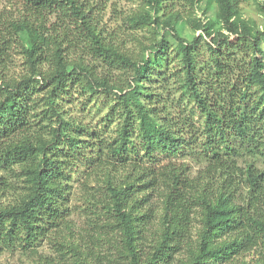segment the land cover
<instances>
[{
	"label": "trees",
	"instance_id": "obj_1",
	"mask_svg": "<svg viewBox=\"0 0 264 264\" xmlns=\"http://www.w3.org/2000/svg\"><path fill=\"white\" fill-rule=\"evenodd\" d=\"M18 1L16 15L0 10V256L247 264L236 259L264 249V30L241 18L238 1L136 0L125 28L152 34L138 57L103 35L93 11L104 0ZM256 6L264 18V0ZM179 26L198 35L188 41ZM79 36L92 62L85 50L74 57ZM14 45L26 67L17 78L9 76ZM75 88L110 102L112 138L69 116L64 104ZM78 163L88 167L79 212L87 228L76 238L66 184ZM43 243L54 256L37 252Z\"/></svg>",
	"mask_w": 264,
	"mask_h": 264
},
{
	"label": "rangeland",
	"instance_id": "obj_2",
	"mask_svg": "<svg viewBox=\"0 0 264 264\" xmlns=\"http://www.w3.org/2000/svg\"><path fill=\"white\" fill-rule=\"evenodd\" d=\"M239 5V13L241 18H244L248 21H251L255 23L259 29L264 30V18L259 13L257 6H256V0H237ZM262 1V0H259ZM12 2V3H11ZM0 0V10L4 9L8 11L11 14L16 15L18 10H22V4L18 0ZM103 5L99 7V10L95 9L93 12L100 15V25L103 28L104 32L103 35L107 36V39L109 41H113L114 45L118 46L122 52L131 54L132 56L138 57L140 53V49L143 47L144 44L148 43L150 40L152 34L148 30H128L125 27V19L127 16H131L135 14L140 7V3L136 0H104L102 1ZM104 6V7H103ZM181 10L184 11V7H180ZM103 9V11H102ZM96 15V14H94ZM208 16L212 18L214 16V12L210 11L208 13ZM181 35L185 37L188 41L192 40L194 36H197L198 33L194 35L192 30L188 26H179L178 27ZM115 31H118V34L115 35ZM132 33V34H131ZM167 38L170 43H174V40L167 35ZM84 40L81 36H79V41H77L78 48L75 50V53L73 54L74 57H81V50H85L84 55L82 57L84 58V61L92 62V57L86 53L87 49H84L83 42ZM261 46L264 50V39L262 40ZM88 52V51H87ZM12 54V63H11V69L9 71V76H13V78H17L18 76L22 75L23 73H26V67L24 66V61L22 58V55L20 54L19 48L17 45H14L13 50L11 52ZM201 62L202 69V76L210 79V73L209 68L207 65V68L204 63H207V56L202 55L199 57ZM116 75V73H115ZM117 75L120 76V73H117ZM118 77V76H117ZM212 79V78H211ZM73 90V91H72ZM71 96L67 99V103L64 104L65 108L69 109L68 112L70 113L69 116L73 117L77 121H80L82 124H85L86 126L90 127L91 129L96 130L97 132H100L102 136H105V138L109 139L114 136L115 132V126L117 121V117H111L109 120L106 119L107 115V108L110 104L107 99L103 97L99 98H93L89 100L87 97H84L81 95V93L78 91V89H72ZM40 94V93H39ZM38 96V95H37ZM35 98V96L33 97ZM37 98V97H36ZM36 104L39 106L41 103H39L38 99ZM37 105V106H38ZM112 116V114L110 115ZM191 172H195L197 170V166L193 163L189 164ZM69 170L67 171V186L68 189V208H69V220L72 221V235H76L77 238L80 234L81 230L86 229L85 226V217L79 213L81 208L83 207L82 202L80 201V198L84 195L85 191L83 189V186L81 182H83V178L86 175L87 172V166L82 165L80 163L77 164V166H69ZM0 174H4L2 171H0ZM99 178H101V175L98 176H91L90 179L87 181V183L92 186L91 188H95L96 182H99ZM98 180V181H97ZM12 192L7 191L4 194V197L1 199L2 202L8 201L11 198ZM159 227V218L156 217L152 223L148 227V231L150 233H153L156 231V228ZM200 227V220L198 216H195V218L192 220V236L193 238H196V232L197 229ZM148 233V232H147ZM90 246L94 245L93 248L99 250L101 253H108L107 247L102 242L95 243L94 240H91L88 242ZM92 244V245H91ZM37 252L42 255H52L54 256L52 250L48 248V246L43 243L42 246H40L37 249ZM114 255V254H113ZM115 256V255H114ZM38 259V257H35ZM34 258V260H35ZM182 259V257H180ZM32 260L26 256L23 255L19 250H13L3 253L0 256V264H29ZM240 261H244L247 264H264V249L263 247H260V249L256 252L253 250L250 253H244L238 256L236 259V262L239 263ZM34 262V261H33ZM85 262H90L88 259Z\"/></svg>",
	"mask_w": 264,
	"mask_h": 264
}]
</instances>
